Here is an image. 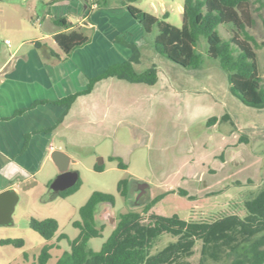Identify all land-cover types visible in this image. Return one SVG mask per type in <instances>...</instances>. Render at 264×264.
Listing matches in <instances>:
<instances>
[{
  "label": "rangeland",
  "instance_id": "obj_1",
  "mask_svg": "<svg viewBox=\"0 0 264 264\" xmlns=\"http://www.w3.org/2000/svg\"><path fill=\"white\" fill-rule=\"evenodd\" d=\"M106 2L128 4L158 19L166 13V22L177 28L182 24L184 0ZM43 11L41 0H0V61L22 37L44 34ZM252 17L254 26L249 32L258 44V72L264 83V8L258 3L252 5ZM217 32L224 39L232 36L228 27ZM83 33L89 36L90 30ZM155 34L154 28L147 35L142 60L133 67L141 73L155 66L156 83L106 78L76 101L71 126L64 130L66 139L57 144L75 160L69 170L78 173L80 186L65 198L54 195L48 185L58 174L56 168L50 175L39 174L36 183H26L12 214L13 224L0 226V264H38L47 243L55 247L46 264H56L69 250L68 241L57 242L58 236L64 234L69 240L78 236L72 223L80 219L79 208L94 192L112 195L115 203L97 208L95 219L105 228L101 238L89 241L93 251L100 250L119 215L127 212L139 213L143 219L153 213L196 223L226 215L245 217V200L264 185V108L247 107L230 93L227 74L204 54L203 39L197 47L201 66L187 69L153 50ZM45 43L57 50L50 40ZM212 117L216 121L209 126ZM109 157L116 160L109 161ZM119 160L125 169L118 167ZM94 166L103 170L95 171ZM122 180L126 181V198L118 192ZM140 184L146 187L139 197ZM151 201L155 204L144 214ZM31 218L55 219V237L45 241L29 227ZM6 240H21L23 246L1 243ZM180 241L177 231L167 232L150 256L171 250Z\"/></svg>",
  "mask_w": 264,
  "mask_h": 264
},
{
  "label": "trees",
  "instance_id": "obj_2",
  "mask_svg": "<svg viewBox=\"0 0 264 264\" xmlns=\"http://www.w3.org/2000/svg\"><path fill=\"white\" fill-rule=\"evenodd\" d=\"M86 1V0H85ZM101 7L103 3L92 0ZM96 2V3H95ZM258 3L264 8V0H184L182 24L179 28L162 19H158L131 5L124 4L131 17L143 28L146 35L156 29L152 38L153 50L169 61L187 69L199 68L202 64L201 54L197 52L200 39L205 42V56L217 62L227 74L230 93L243 105L251 108H264V83L258 72L256 49L258 44L250 34L254 26L252 5ZM264 27V19L262 20ZM55 24L68 25L64 21ZM228 27L232 36L224 39L217 29ZM54 42L68 58L71 53L86 45L89 40L83 34L70 30L54 36ZM113 42L131 50V57L123 62L112 64L100 75L89 80L85 93L92 90L95 83L106 78H115L131 84L154 85L157 80L155 66L141 73H136L133 65L139 61V49L135 45L115 37ZM264 46V43L261 44ZM81 93L69 95L57 104L71 106ZM62 121L59 120V123ZM216 121L212 117L208 121L211 126ZM109 161L116 158L109 157ZM118 167L126 166L118 161ZM95 171L103 167L94 166ZM80 181L58 196L65 198L78 190ZM119 194L128 196L126 181L118 183ZM180 194H184L180 192ZM114 205L115 199L110 194L94 192L78 210L80 219L72 226L79 230L78 236L69 240L60 234L57 242L67 240L69 250L63 253L56 264H264V185L257 194L244 202L245 217L226 215L213 222H192L179 219L177 216L163 217L150 214L144 216L136 212L120 214L116 226L100 250L93 251L88 243L91 239L101 238L105 225H98L95 219L100 204ZM155 201L144 208L146 214ZM29 227L49 242L58 230L57 221L53 218L37 220L31 218ZM177 231L181 241L171 250L151 257V251L161 240L162 235ZM2 244L23 246L21 240H6ZM54 244H45L37 258L38 264H46L50 259V250ZM58 247V246H57Z\"/></svg>",
  "mask_w": 264,
  "mask_h": 264
},
{
  "label": "crops",
  "instance_id": "obj_3",
  "mask_svg": "<svg viewBox=\"0 0 264 264\" xmlns=\"http://www.w3.org/2000/svg\"><path fill=\"white\" fill-rule=\"evenodd\" d=\"M41 1L44 34L22 37L0 61V192L14 189L18 197L26 183H36L39 174L54 173L53 150L68 153L57 142L66 139L64 130L71 126L74 106L86 95L89 80L131 57V50L113 39L120 37L137 46L138 63L147 44L143 28L119 2L110 6L102 0L99 7L92 0ZM59 20L67 28L55 24ZM85 29L90 30L89 36L84 35ZM70 30L83 34L89 42L65 58L54 36ZM48 40L56 51L45 43ZM27 43L30 46L25 49ZM76 93L81 95L69 109L57 104Z\"/></svg>",
  "mask_w": 264,
  "mask_h": 264
},
{
  "label": "water",
  "instance_id": "obj_4",
  "mask_svg": "<svg viewBox=\"0 0 264 264\" xmlns=\"http://www.w3.org/2000/svg\"><path fill=\"white\" fill-rule=\"evenodd\" d=\"M50 160L56 167L58 174L49 183L48 188L54 195L58 196L61 192L74 187L79 181V175L77 172L69 170V166L75 163V160L65 152L53 150L50 154ZM145 187V184L139 185V197L144 193ZM18 198V194L14 189L0 192V226L13 224L12 214ZM108 222L110 224L114 222L111 216H108Z\"/></svg>",
  "mask_w": 264,
  "mask_h": 264
}]
</instances>
